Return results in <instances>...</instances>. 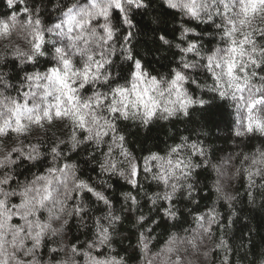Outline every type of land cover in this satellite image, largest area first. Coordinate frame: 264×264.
Returning <instances> with one entry per match:
<instances>
[{"label": "snow or ice", "instance_id": "snow-or-ice-1", "mask_svg": "<svg viewBox=\"0 0 264 264\" xmlns=\"http://www.w3.org/2000/svg\"><path fill=\"white\" fill-rule=\"evenodd\" d=\"M4 2L0 264H232L255 248L247 221L264 220V0ZM138 37L163 53L155 62L168 61L166 71L138 58ZM226 109L235 119L213 137ZM179 122L187 134L163 149L129 147L130 127L150 134ZM81 155L98 178L85 177ZM205 173L215 199L201 211ZM113 177L129 186L119 208ZM126 223L136 243L121 251Z\"/></svg>", "mask_w": 264, "mask_h": 264}, {"label": "trees", "instance_id": "trees-1", "mask_svg": "<svg viewBox=\"0 0 264 264\" xmlns=\"http://www.w3.org/2000/svg\"><path fill=\"white\" fill-rule=\"evenodd\" d=\"M11 9H8L6 7V4L4 0H0V14L11 12ZM147 20V18H145ZM174 25L170 24L169 27H173ZM139 38V37H138ZM141 40V46H138L136 48V51L139 53L138 58H143L145 60L153 61L152 68L160 70V71H166V68L164 65L167 64L168 61L161 60L160 62L156 63L157 58L163 53H156V52H148V49L150 48V42L148 44L144 43L145 38H139ZM133 44H136V41H133ZM116 59V58H114ZM170 59V58H169ZM117 66L127 67V64L122 59L116 60ZM151 70V69H150ZM231 109L221 110L220 113L217 114L215 119L213 120L212 124V134L213 137L215 136H221L224 137L228 134L229 127L232 125L235 117L232 115H229V112ZM216 125H219L220 127L217 128ZM165 132L168 134L165 135ZM136 130L134 127L129 128V147L132 149L134 154L137 156L140 155H147V149H152L153 151L159 149H163L164 143L168 142L171 143V136L178 135L179 133L185 132V126L182 122H179L176 124L175 127L166 126L165 129H155L152 133H145L140 132L139 135H136ZM195 135H193V139H195ZM216 147H228L230 146V142L228 145H225L222 141L216 142ZM78 162L80 163L82 167V171L85 175V177H97V172L93 171V166L86 163L84 156L81 155L78 158ZM214 179V176L209 173H205L201 175L200 177V188L203 189V191L198 193V199H199V208L201 211L205 210L207 206H210L212 201L215 199L214 195L211 191V184L212 180ZM109 183L112 185V188L109 190V193L112 194V198L114 202L116 203V207L119 208L120 204L122 203L120 194L123 191H127L129 186L125 184L122 180H120L118 177H113ZM207 184L208 187H204V185ZM146 185V191L152 192L155 190V185H149L145 182ZM239 187V185H237ZM241 193H244V189H240ZM245 200V206H246V196L243 197ZM143 207V212L148 215V208L150 205H148L145 201H141ZM179 207L181 209L184 208L183 204H180ZM219 211L224 215H228V209L226 207H219ZM99 214V213H97ZM151 215H155V213H152ZM157 219L159 217L157 216ZM191 223V218H188L187 223L181 221L178 223L176 229H172L171 225H169V230H176L179 231L182 228L188 227ZM241 223H245V221H242ZM248 226L252 228L254 231L252 232V237L254 238L255 248L251 249L249 246H246L245 248L241 249L239 252H236L233 254L231 260L232 264H259L261 259H264V220H261L260 218L257 219H249L247 221ZM240 225H237L236 228H239ZM122 235L126 238L123 239V242H120V238H117V248L119 250H123L126 248H129V245H135V235L129 236V232L134 233V229H132L131 225L124 224L120 229ZM232 232L235 233L237 237H239V232L236 231V229H232ZM247 232V230H245ZM156 234L159 235L161 238H163L165 231L164 227H160L156 229ZM83 239V237H81ZM247 238V236H246ZM237 247H239L240 241L237 239L233 242ZM130 250V249H129ZM248 253L245 256V253ZM132 264H136L135 261L132 262Z\"/></svg>", "mask_w": 264, "mask_h": 264}]
</instances>
